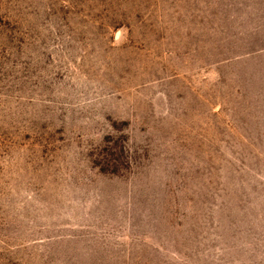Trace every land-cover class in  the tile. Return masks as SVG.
<instances>
[{
    "label": "rangeland",
    "instance_id": "obj_1",
    "mask_svg": "<svg viewBox=\"0 0 264 264\" xmlns=\"http://www.w3.org/2000/svg\"><path fill=\"white\" fill-rule=\"evenodd\" d=\"M0 264H264V0H0Z\"/></svg>",
    "mask_w": 264,
    "mask_h": 264
}]
</instances>
